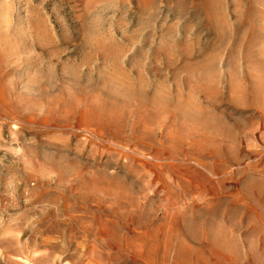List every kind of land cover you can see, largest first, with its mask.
Listing matches in <instances>:
<instances>
[{
    "label": "rangeland",
    "instance_id": "obj_1",
    "mask_svg": "<svg viewBox=\"0 0 264 264\" xmlns=\"http://www.w3.org/2000/svg\"><path fill=\"white\" fill-rule=\"evenodd\" d=\"M0 264H264V0H0Z\"/></svg>",
    "mask_w": 264,
    "mask_h": 264
}]
</instances>
